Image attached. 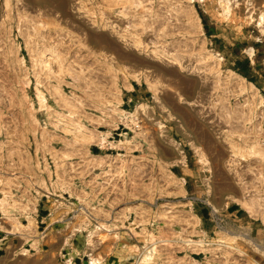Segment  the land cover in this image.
Instances as JSON below:
<instances>
[{"label": "rangeland", "instance_id": "rangeland-1", "mask_svg": "<svg viewBox=\"0 0 264 264\" xmlns=\"http://www.w3.org/2000/svg\"><path fill=\"white\" fill-rule=\"evenodd\" d=\"M261 15L264 0H0V211L24 239L19 213L56 225L47 256L1 264H254L238 203L264 198ZM104 131L115 145L89 142Z\"/></svg>", "mask_w": 264, "mask_h": 264}, {"label": "crops", "instance_id": "crops-1", "mask_svg": "<svg viewBox=\"0 0 264 264\" xmlns=\"http://www.w3.org/2000/svg\"><path fill=\"white\" fill-rule=\"evenodd\" d=\"M249 118L250 117H246V121ZM252 128H254V126H252ZM253 130L254 129H252V131ZM141 148H142V155L147 159L145 158L144 160L142 159L141 160L142 163L140 164H142V166L153 167L157 171V169L159 168L157 162L159 161H157L158 159L156 158L154 153L152 151H149V148L145 145H143ZM92 152L94 154L95 149H93ZM155 160H156V164L154 163ZM258 190L259 188L254 190V198L257 197L256 195L258 193ZM244 199L245 196L239 199V201H242ZM238 205L246 212V214L254 218V264H264V219H262L260 216L258 217V214H262V213L259 212L254 213L253 216L250 215L246 211V209L242 205H240V203H238ZM226 212L227 213L226 215H224V218L229 217L231 221L238 220L239 209L236 205L234 204L229 205V207H227L226 209ZM193 213H194L193 210H191L190 216H193L194 215ZM205 214H206L205 211H200L199 215L198 214L195 215L196 221L202 222V219L205 217ZM207 215H209V212L207 213ZM16 216L18 222H16L15 226H17L18 224L21 226H28L30 220H32V225L29 229V231L32 233V237L31 239H24L23 237H20L21 236L20 234L22 232H27V231H23V229L21 228L18 231L20 234L16 233L19 234V237H17L16 234H12L11 232H9L13 230L14 226L9 222L4 221L5 215H3L2 211H0V264L2 263L3 259L7 257L8 253L10 252V249H14L16 251L15 253H18L21 249L26 248L25 250H30V254L32 255L47 256L41 253V249H43V246H45L44 238L52 234V232L55 230L56 225L55 223L49 222V218H47L46 211H42L39 213L37 210L36 213H32L29 217H26L25 214H21V213H19V215ZM222 221L224 220L221 219L220 222ZM63 243H64V239L62 240L61 244ZM198 252L199 253L197 254L199 256L200 254H204L205 251H201V252L198 251ZM190 260L191 261L189 263L200 264L197 257H192L190 258ZM201 264H212V263L206 259V261L202 262Z\"/></svg>", "mask_w": 264, "mask_h": 264}, {"label": "bare ground", "instance_id": "bare-ground-1", "mask_svg": "<svg viewBox=\"0 0 264 264\" xmlns=\"http://www.w3.org/2000/svg\"><path fill=\"white\" fill-rule=\"evenodd\" d=\"M62 6L63 5L60 4L59 7H62ZM224 8H225V6H224ZM226 12H228V10H226ZM260 25H264V16H262V15H261V19H260ZM170 59L173 60V61H179V59L176 58L173 55L170 56ZM250 88H253V86L250 85ZM233 114H235V113H233ZM120 115L126 116V113L123 112V111H120ZM129 116H132V114H130ZM228 116H229V114H228ZM229 118H231V117L229 116ZM115 125H116V122H114L113 124H108V126H115ZM108 135H109V131L100 132V134H98L96 136L94 135L93 137H90L89 142L90 143L94 142L97 145H99L101 148L106 147V146L115 145V144H113V142L110 141ZM251 193L252 192H248V190H247V194L248 195L246 194L245 195V199L242 200V201H239L240 205H242L250 215L254 216V213H258V212L262 213V214H258V215H264V198H257V197L254 198V194L253 193L251 194ZM0 204H2V201H0ZM30 223H32V220L30 221ZM23 227L25 229L28 228V227H25V226H23ZM29 228H30V226H29ZM16 229L14 228L13 231H15ZM186 245L189 247V249L191 251L203 250V249H205V248L210 246L209 243H205L204 241H201V240H198V241L187 240L186 241ZM98 263H100L98 259L91 258V261L88 264H98Z\"/></svg>", "mask_w": 264, "mask_h": 264}, {"label": "trees", "instance_id": "trees-1", "mask_svg": "<svg viewBox=\"0 0 264 264\" xmlns=\"http://www.w3.org/2000/svg\"><path fill=\"white\" fill-rule=\"evenodd\" d=\"M94 154H99V151L97 149H95Z\"/></svg>", "mask_w": 264, "mask_h": 264}]
</instances>
